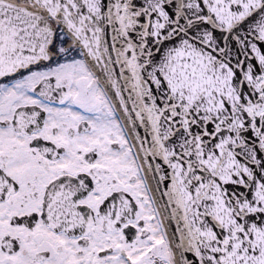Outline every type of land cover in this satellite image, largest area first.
Here are the masks:
<instances>
[{"label":"snow or ice","instance_id":"obj_1","mask_svg":"<svg viewBox=\"0 0 264 264\" xmlns=\"http://www.w3.org/2000/svg\"><path fill=\"white\" fill-rule=\"evenodd\" d=\"M0 264H264V0H0Z\"/></svg>","mask_w":264,"mask_h":264}]
</instances>
